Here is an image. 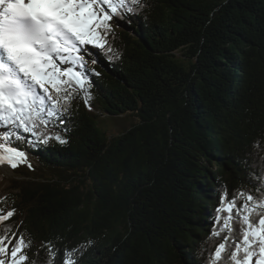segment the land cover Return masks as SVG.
Returning <instances> with one entry per match:
<instances>
[{"label":"trees","instance_id":"1","mask_svg":"<svg viewBox=\"0 0 264 264\" xmlns=\"http://www.w3.org/2000/svg\"><path fill=\"white\" fill-rule=\"evenodd\" d=\"M142 3L109 22L104 50L87 46L98 75L52 129L67 143L9 129L35 163L16 167L0 221L30 244L25 264H53L50 250L54 264L68 250L77 264H211L219 198L264 188V0Z\"/></svg>","mask_w":264,"mask_h":264},{"label":"snow or ice","instance_id":"2","mask_svg":"<svg viewBox=\"0 0 264 264\" xmlns=\"http://www.w3.org/2000/svg\"><path fill=\"white\" fill-rule=\"evenodd\" d=\"M142 6V0H0V164L16 168L26 159L18 144L13 146L19 134L9 129L29 133L33 143H67L52 129L66 124L73 90L87 93L89 73L98 75L88 68L87 59L97 61L87 46L104 50L109 22L130 18ZM13 214L14 209L0 210V221ZM216 215L220 228L211 235L223 231L225 239L213 248L211 264H264V188L259 195L225 193ZM4 232L0 264H25L30 244L10 226ZM76 251L62 254L59 264H77Z\"/></svg>","mask_w":264,"mask_h":264},{"label":"rangeland","instance_id":"3","mask_svg":"<svg viewBox=\"0 0 264 264\" xmlns=\"http://www.w3.org/2000/svg\"><path fill=\"white\" fill-rule=\"evenodd\" d=\"M114 20L115 18H113L112 21ZM26 159L27 161L29 160L31 164L35 165L34 161L29 155L26 156ZM17 174L19 173L17 172L16 168H12L7 163L0 164V210H2L4 199L7 197L8 194L13 192V190L10 188L11 183L9 182V179L17 176Z\"/></svg>","mask_w":264,"mask_h":264}]
</instances>
